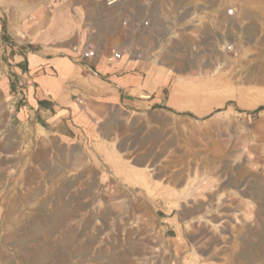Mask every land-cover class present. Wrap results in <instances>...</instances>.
<instances>
[{"label":"rangeland","instance_id":"obj_1","mask_svg":"<svg viewBox=\"0 0 264 264\" xmlns=\"http://www.w3.org/2000/svg\"><path fill=\"white\" fill-rule=\"evenodd\" d=\"M167 11L156 37L106 46L163 72L170 100L105 107L88 140L19 115L26 80L0 44V264H193L255 243L264 255V108L252 112L264 106V0H171ZM176 209L194 257L166 230Z\"/></svg>","mask_w":264,"mask_h":264},{"label":"crops","instance_id":"obj_2","mask_svg":"<svg viewBox=\"0 0 264 264\" xmlns=\"http://www.w3.org/2000/svg\"><path fill=\"white\" fill-rule=\"evenodd\" d=\"M170 3L171 0H121L111 5L107 0H0V44L8 51L9 69L26 80L25 104L18 109L19 115L25 121L35 120L36 125L61 140L79 141L99 131L105 107L115 103L140 108L166 104L170 99L162 93L166 85L163 72L157 69L147 74L141 55L131 59L128 48L123 46H119L124 49L123 57L111 63L106 44L156 37L155 25L142 26L140 20L150 14V8L160 7V22L166 23L164 16L165 11L169 13ZM115 14L118 18L114 22ZM124 21L128 25H123ZM86 43L100 49L94 59L81 58L72 49L73 45ZM158 65L165 66L163 62ZM2 87L11 94L10 77L2 81ZM178 202L181 204V199ZM188 212L193 214V208ZM188 215L183 217L182 212L172 210L165 222L166 230L175 232L176 251L184 256L193 253L190 245L196 240L187 228ZM207 244L214 247L215 243ZM261 245L253 244L252 254L250 248L241 246L239 250L231 248L225 254L223 251L211 256L213 247L198 248V254L208 256L207 261L199 259L193 264H210L208 260L212 259L219 264H239L241 258L245 264H252L249 257L258 264V259L264 258L258 251L263 249Z\"/></svg>","mask_w":264,"mask_h":264},{"label":"built area","instance_id":"obj_3","mask_svg":"<svg viewBox=\"0 0 264 264\" xmlns=\"http://www.w3.org/2000/svg\"><path fill=\"white\" fill-rule=\"evenodd\" d=\"M121 0H107L108 5L111 4H115L117 2H120ZM150 14L148 16H146V18L144 17L143 19L140 20V22L142 21V26H156L157 23L161 24L160 22V13L157 12L155 10V8L153 7V10L150 8L149 9ZM236 12L235 7L234 8H229L228 9V15H234ZM153 21L155 22L153 24ZM123 25H128V21H124ZM73 51H75L76 53H79V57L81 58H88V59H94L100 52V49H98L95 45H89L88 43L80 45H73L72 46ZM229 49H233V46L230 45ZM124 55V49L123 48H119L116 46H112V48L109 50L108 54H107V59L109 62H114V61H118L120 60Z\"/></svg>","mask_w":264,"mask_h":264},{"label":"trees","instance_id":"obj_4","mask_svg":"<svg viewBox=\"0 0 264 264\" xmlns=\"http://www.w3.org/2000/svg\"><path fill=\"white\" fill-rule=\"evenodd\" d=\"M263 108H264V106H259V107H257L256 109H254V111H252V112L254 113V112L260 111V110L263 109Z\"/></svg>","mask_w":264,"mask_h":264}]
</instances>
